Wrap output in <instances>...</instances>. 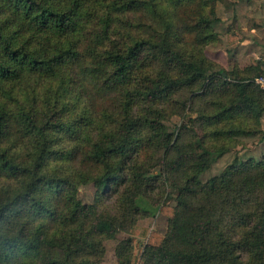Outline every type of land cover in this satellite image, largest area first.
I'll list each match as a JSON object with an SVG mask.
<instances>
[{"label":"trees","instance_id":"16d2710c","mask_svg":"<svg viewBox=\"0 0 264 264\" xmlns=\"http://www.w3.org/2000/svg\"><path fill=\"white\" fill-rule=\"evenodd\" d=\"M214 4L0 0V264H100L121 232L119 264L137 263L139 234L144 264H264V158L201 181L264 114L263 61L229 72L205 54ZM199 98L215 108L206 139L170 132V102L183 115ZM155 168L177 191L175 206L155 201L166 235L135 223ZM88 183L124 188L119 210L84 204Z\"/></svg>","mask_w":264,"mask_h":264},{"label":"rangeland","instance_id":"374dc122","mask_svg":"<svg viewBox=\"0 0 264 264\" xmlns=\"http://www.w3.org/2000/svg\"><path fill=\"white\" fill-rule=\"evenodd\" d=\"M232 2L229 0H215L213 7L216 10L217 16L220 18L221 11H227L231 8ZM219 6L221 8H219ZM217 32V43L215 45L208 46L205 49V54L208 59L217 63L221 68L226 71H232L235 67H246L252 65V60L263 61L264 56H260L256 59L252 56V51L247 50L244 52L240 59H236L234 55V49L232 45L236 42L231 43L229 41V35H237L236 22L233 24L219 23L213 26ZM243 41V39H242ZM209 99L199 98L194 101V110L186 112L183 115L174 114L172 109L177 107V104L172 101L168 107L167 119L164 120V124L168 127L170 132H178L184 125H188L187 128L194 131L200 139H206L207 133L211 132L214 127L206 126L203 118L207 115H212L215 111L213 106L208 105ZM191 121V122H190ZM192 121H195L194 123ZM259 132L251 136H239L233 141H224L222 145L226 146L225 153L218 157L217 153H213L214 162L209 171L201 176L203 183L208 182L212 178L220 177L230 166L236 162H260L264 158V141H261L262 132L264 131V114L262 115L259 122ZM257 125L251 126L250 129H255ZM188 129H186L187 131ZM261 131V132H260ZM200 152L203 151L202 147L199 146ZM153 181L150 184V194L153 197V202L144 200L140 207L142 210L135 218V223L141 227L146 228L149 232H159L162 235H166L169 227L168 218L158 210V204H165L169 206L176 205L177 191L166 181V177L162 173L161 168H155L151 170V174L148 175ZM158 179V181H156ZM119 185H115L112 188V192L104 193L99 195L97 187L94 183H88L80 186L78 191L79 199L88 205H94L97 199H101V209L104 212L118 211V200L122 196L124 188H120V193H117ZM154 203V204H153ZM147 212H144V209ZM118 213V212H117ZM147 213V214H146ZM131 239V235L127 232L119 233L113 240H104L103 247L104 253L100 260V264H119L116 250L118 245L124 241ZM147 239L142 237L140 234L136 236L134 242V255L137 256L138 261L136 264H144L142 260V251L146 245Z\"/></svg>","mask_w":264,"mask_h":264},{"label":"crops","instance_id":"0c3cea01","mask_svg":"<svg viewBox=\"0 0 264 264\" xmlns=\"http://www.w3.org/2000/svg\"><path fill=\"white\" fill-rule=\"evenodd\" d=\"M229 10L220 12L221 23L236 22L237 42L232 45L236 59L247 50L259 59L264 56V0H229ZM219 8H221L219 6ZM243 39V41H242Z\"/></svg>","mask_w":264,"mask_h":264},{"label":"built area","instance_id":"2783aa9c","mask_svg":"<svg viewBox=\"0 0 264 264\" xmlns=\"http://www.w3.org/2000/svg\"><path fill=\"white\" fill-rule=\"evenodd\" d=\"M255 83L259 85L262 89H264V66L262 75L256 78Z\"/></svg>","mask_w":264,"mask_h":264}]
</instances>
